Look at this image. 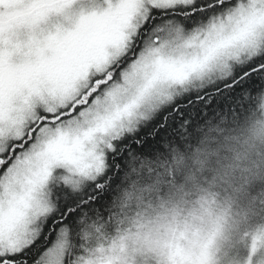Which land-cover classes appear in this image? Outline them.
Listing matches in <instances>:
<instances>
[{
    "label": "snow or ice",
    "instance_id": "1",
    "mask_svg": "<svg viewBox=\"0 0 264 264\" xmlns=\"http://www.w3.org/2000/svg\"><path fill=\"white\" fill-rule=\"evenodd\" d=\"M47 46L0 51V264H74L78 218L138 154L241 115L264 90V0H110Z\"/></svg>",
    "mask_w": 264,
    "mask_h": 264
},
{
    "label": "clouds",
    "instance_id": "2",
    "mask_svg": "<svg viewBox=\"0 0 264 264\" xmlns=\"http://www.w3.org/2000/svg\"><path fill=\"white\" fill-rule=\"evenodd\" d=\"M76 2L3 0L6 62L50 54V38L98 14H77ZM76 236L74 264H264V90L241 115L206 120L194 140L138 154L105 208L78 218Z\"/></svg>",
    "mask_w": 264,
    "mask_h": 264
},
{
    "label": "rangeland",
    "instance_id": "3",
    "mask_svg": "<svg viewBox=\"0 0 264 264\" xmlns=\"http://www.w3.org/2000/svg\"><path fill=\"white\" fill-rule=\"evenodd\" d=\"M105 8H107L106 0H77L76 4L74 5V10L77 14H79L80 12L87 14L92 11H95L99 14ZM53 19L55 20L56 17H54ZM60 19L66 27L73 26L71 21H64L62 18ZM262 253H264V250H262ZM243 254L247 256L249 254L248 250L244 249Z\"/></svg>",
    "mask_w": 264,
    "mask_h": 264
}]
</instances>
